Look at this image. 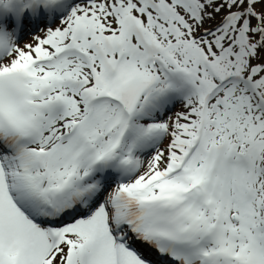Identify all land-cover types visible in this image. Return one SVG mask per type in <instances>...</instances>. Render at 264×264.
Here are the masks:
<instances>
[{
	"label": "snow or ice",
	"instance_id": "1",
	"mask_svg": "<svg viewBox=\"0 0 264 264\" xmlns=\"http://www.w3.org/2000/svg\"><path fill=\"white\" fill-rule=\"evenodd\" d=\"M0 264H264V0H0Z\"/></svg>",
	"mask_w": 264,
	"mask_h": 264
},
{
	"label": "bare ground",
	"instance_id": "2",
	"mask_svg": "<svg viewBox=\"0 0 264 264\" xmlns=\"http://www.w3.org/2000/svg\"><path fill=\"white\" fill-rule=\"evenodd\" d=\"M27 39V38H26Z\"/></svg>",
	"mask_w": 264,
	"mask_h": 264
},
{
	"label": "rangeland",
	"instance_id": "3",
	"mask_svg": "<svg viewBox=\"0 0 264 264\" xmlns=\"http://www.w3.org/2000/svg\"><path fill=\"white\" fill-rule=\"evenodd\" d=\"M27 38V37H26Z\"/></svg>",
	"mask_w": 264,
	"mask_h": 264
}]
</instances>
